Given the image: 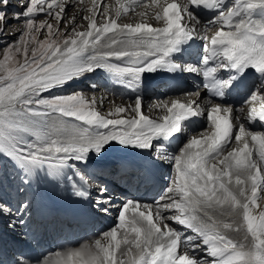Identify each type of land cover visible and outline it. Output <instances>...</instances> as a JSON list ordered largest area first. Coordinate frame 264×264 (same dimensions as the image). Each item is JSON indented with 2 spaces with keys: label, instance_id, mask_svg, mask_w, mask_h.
<instances>
[{
  "label": "snow or ice",
  "instance_id": "1",
  "mask_svg": "<svg viewBox=\"0 0 264 264\" xmlns=\"http://www.w3.org/2000/svg\"><path fill=\"white\" fill-rule=\"evenodd\" d=\"M152 3L158 26L120 20L147 6V0L120 3L114 14L106 4L101 10V0H91V8L85 0H20L24 10L13 13V20L24 27L19 35L12 34L16 38L3 47L0 59V157L19 170L18 192L34 185L41 170L61 179L72 161L74 175L67 180L74 195L87 199L95 189L96 209L107 214L114 204L107 187L93 182L75 162L86 163L89 153L99 156L113 142L154 150V157L172 163L175 172L154 203L125 201L115 225L94 241L39 257L21 252L14 264H264V132L239 123L241 116L249 123H264V91L257 89L239 109L202 99L199 91L198 99H164L155 105L162 113L157 118L146 114L139 95L129 106H116L107 114L97 110L95 96L83 92L42 95L98 68L134 91L145 73L194 72L206 81L203 90L221 98L237 77L220 79L218 72L254 69L264 74V0H233L229 6L227 0ZM9 4L0 0L5 26ZM77 4L84 5L86 30H77L75 15L67 17L66 10ZM199 8L215 15L201 23L194 11ZM257 10L260 15L254 18ZM41 32L46 37L38 40ZM193 38L206 42L200 64L174 61L180 45ZM19 54L23 63L16 61ZM203 115L208 126L170 154L166 142L185 131V121ZM2 188L0 166V219L7 218L12 230L23 227L32 202L24 199L14 207L3 199ZM174 225L192 234L183 235Z\"/></svg>",
  "mask_w": 264,
  "mask_h": 264
},
{
  "label": "bare ground",
  "instance_id": "2",
  "mask_svg": "<svg viewBox=\"0 0 264 264\" xmlns=\"http://www.w3.org/2000/svg\"><path fill=\"white\" fill-rule=\"evenodd\" d=\"M106 0H102L101 1V5L103 4V2H105ZM109 1V0H108ZM115 1V3H114V5H113V2ZM74 2V0L72 1H70V3H73ZM88 2V1H87ZM131 2V0H119V3L117 2V0H110L108 3H104V5L106 4L107 5V7H108V9L110 10V13H112V14H114V12H115V9L116 8H118L119 7V4L120 3H123V4H125V5H127L128 3H130ZM164 2V0H162L161 1V3H163ZM169 2H171V0H169ZM87 4V3H86ZM89 4H90V6H89ZM104 5L103 6H101V10H103V7H104ZM113 5V6H112ZM91 6H92V4H91V1L90 2H88V7L89 8H91ZM112 6V7H111ZM80 7H81V5H80ZM111 7V8H110ZM76 8V7H75ZM79 9V8H78ZM80 10V9H79ZM155 5L152 3V0H149V1H147V6H145V7H136L135 8V11H130L127 15H122L121 17H120V20H121V22H125V23H136V22H141V21H144V22H147V23H149V24H152L153 26H158V22L154 19V13H155ZM74 13V12H73ZM84 13V12H83ZM78 14V11L76 10V15ZM97 22L98 23H102L103 21H102V18L98 15L97 16ZM202 23V22H201ZM106 74H108V75H110V76H112L113 78H117V77H115L114 75H112L111 73H109V72H107V71H105V70H103V69H100V68H98V69H96L95 71H93V72H90V73H86V74H84V75H82V76H80L79 78H76V79H73V80H71V81H69L68 83H66L67 84V86L70 88V87H73V86H75V85H83V84H85V85H87L86 83H85V81H87V80H96V79H99V78H101V77H103V76H105ZM146 74V73H145ZM118 79V78H117ZM64 86V85H63ZM96 88V92L97 91H99L100 92V94H101V97H99V95L96 93V99H97V105H96V107H97V110H99V111H101L103 114H107V112L108 111H111V110H113L116 106H129L131 103H129V102H126V103H124L123 102V100H120V101H118V100H115V99H113V98H111V96H106V95H104V93H103V90H104V88L102 87V86H100V87H98V86H96L95 87ZM188 93H190L189 91H186V92H184L183 94H180L179 96H180V98H178V99H181V100H185V101H188V99H190L191 97H190V95H188ZM104 95V96H103ZM103 98V103H101V99ZM201 98L203 99V95L201 94ZM165 99H168V100H171L170 99V97H168V98H165ZM196 99H198V98H196ZM146 100H147V97H145V98H143V103H144V106H145V104H147L146 103ZM162 100H164V99H160V100H155L154 102H148V105H146V107H145V109H147V107L150 105V106H152V107H149L148 109H149V111L146 113L147 115H150L151 117H153V118H157L159 115H161L162 113L159 111V109H157L156 107H155V105H157L160 101H162ZM53 119H55V117H53ZM236 123V122H235ZM239 123H243L244 124V126H245V128L246 129H249L250 131H252V132H261V131H259V130H256V129H252L253 128V126L251 127V123H249V122H247L245 119H244V117L243 116H241V119H240V121H239ZM206 123H204V129L206 128ZM194 134H198V133H194ZM193 134V135H194ZM185 136V138H186V140H185V142L182 144V146H181V148L184 146V144H186L187 142H188V139H189V136L188 135H184ZM112 146H116V147H118V149H122V147H124V146H122V145H120L119 143H116V142H113V143H110L109 145H107L106 147H105V149L102 151V153L99 155V156H97L94 152H92V153H89V155H88V157H87V160H92L93 162H102V161H104V160H107L108 159V161H110V162H114L115 161V156L117 155V157H116V160H118V158H120L122 155L121 154H119L118 155V153L117 152H115V151H110V152H105L106 151V149L107 148H109V147H112ZM233 146H235V142H233ZM180 148V149H181ZM180 151V150H179ZM178 151V152H179ZM5 158V157H4ZM162 161V160H161ZM162 162H164L165 163V165H167L168 166V168L172 165V163H168V162H165V161H162ZM71 163H73L72 161H69V166L71 165ZM76 163V165L79 167V170L80 171H82V172H84L85 173V171L79 166V164H81V162H75ZM114 167V166H113ZM112 167V168H113ZM117 171V168H115L111 173H109V174H107V172H106V175H105V177L107 178V179H109V180H111L112 181V183L113 184H116V181H117V183H121V177H118L117 178V180H116V177H115V172ZM46 173L47 174V172L46 171H44V170H41L39 173ZM48 175V174H47ZM69 175H74V172H72V171H67V169H65V172H64V176L61 178V179H59V180H57V179H53V178H51L49 175H48V177H49V181H48V179H47V176H45L46 178H44V179H36L35 181H34V183L35 182H37L38 180H39V183H38V185H45V186H47L48 188H49V190H50V192H52V191H54V192H59V191H61L62 189H64V188H66V187H68L69 185H70V181H68L67 180V176H69ZM115 177V178H114ZM48 183V182H50L51 184H52V186H48L46 183H45V181ZM104 186H106L107 187V189H108V191L109 192H111V191H113L114 190V187L110 184V182H106V181H104ZM33 188V186H30L29 187V189H32ZM71 188V187H70ZM116 189H117V191H120V192H122V190L120 189V186L119 185H116ZM32 193H35V194H39V193H41V192H32ZM45 193V192H44ZM111 197L113 198V199H123V197L122 196H120L118 193H115V194H112L111 195ZM114 208V207H113ZM95 211H96V209H95ZM117 211H119V209H117V207H115V210H112L109 214L112 216L113 215V213H116ZM98 212H101V211H98ZM1 221H2V223H7V218H3V219H0ZM174 227H176L177 228V230L178 231H180L181 233H184L185 231H187V233H188V235H191L192 233H190L187 229H184V228H182L181 226H179V225H174ZM99 238V237H98ZM240 237H237V239H239ZM92 241H94V240H92ZM88 242H90V241H88ZM85 243V242H84ZM84 243H81L80 245H78V246H74V247H71V248H76V247H79V246H81V245H83ZM87 243V242H86Z\"/></svg>",
  "mask_w": 264,
  "mask_h": 264
},
{
  "label": "rangeland",
  "instance_id": "3",
  "mask_svg": "<svg viewBox=\"0 0 264 264\" xmlns=\"http://www.w3.org/2000/svg\"><path fill=\"white\" fill-rule=\"evenodd\" d=\"M70 1L71 0H69V2ZM87 1L90 2L91 0H85V4L87 3V6H88V2ZM109 1L106 0L105 2L108 3ZM75 2H76V0H74L73 3H75ZM105 2H103V4ZM114 3H115V1L113 2V5H114ZM103 4L101 6H103ZM83 6L84 5H81V7H80V4H77L76 8L71 9V10H66V14H67V17H68L69 20L71 19V17L73 15L76 16V24L78 25V27H77L78 31L86 30V28H87V23L88 22L84 21L82 19V16L86 15V13H83L81 11V8ZM89 6H90V4H89ZM23 10L24 9L20 6V0H10L9 7L6 9L8 22H7L6 26L2 22H0V28L4 29V33L2 34V36H0V59H2V56H3V47H6L9 43H11L16 38L12 34L16 33V35H19V30L24 27L23 24L20 23L19 21L13 20V13L14 12H22ZM76 10L78 11L77 15H76ZM37 19L39 21L40 17H38ZM47 19H48L49 23H55L52 20L51 17H48ZM68 27L71 28V24H69ZM63 28H64V22L62 21L61 22V30H63ZM45 37H46V33L45 32H41V33H39L37 35V39L38 40H43V39H45ZM16 61H18L20 63H23V55L22 54L17 55L16 56ZM13 66H16L15 62L13 63ZM3 74H4L3 69H0V75H3ZM68 89H70V88L67 86V84H65L64 86L52 89L50 93L49 92H45L42 95H44V96H49V95L62 96V95H69V94L75 93V92L69 91ZM80 92H83L88 97H92V96L96 97V93L99 95V97H101L100 92L99 91L96 92V88H94L93 91H91V90H81ZM80 92H78V93H80ZM150 101H152V100H150ZM150 101H149V98L147 97V100H146L147 104H145V107H146V105H148V102L150 103ZM123 102L124 103H126V102H130L131 103L132 101L123 100ZM149 106L147 107V109L149 108ZM147 109H145L146 113L149 111V109L148 110ZM3 159H5V158L4 157H0V166H2V168H3V187H4L8 181L11 182V179H13L12 175L13 174L14 175H18V173L16 174V172H15L16 171V169H15L16 166L12 163V161H10L9 159H6L5 162L3 163V161H1ZM67 171H68V168H67ZM72 172H74V171H72ZM44 174H45V176H47V179L49 181L48 175L46 173H44ZM15 180H19V179L16 178ZM16 184H17V182H16ZM4 189H6V188H4Z\"/></svg>",
  "mask_w": 264,
  "mask_h": 264
}]
</instances>
